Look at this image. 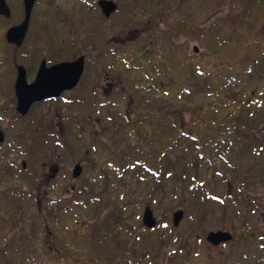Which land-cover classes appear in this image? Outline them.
Masks as SVG:
<instances>
[{
	"label": "rangeland",
	"instance_id": "rangeland-1",
	"mask_svg": "<svg viewBox=\"0 0 264 264\" xmlns=\"http://www.w3.org/2000/svg\"><path fill=\"white\" fill-rule=\"evenodd\" d=\"M93 1L41 0L39 9L35 12L34 22L28 30L25 47H31L30 49L39 47L38 58L42 56L60 58L54 62L72 61L82 55L95 56L104 49L109 50L106 56L98 55V60L105 69L92 65L93 74L90 73L92 78H86L80 87L62 101L38 105L29 112L26 119L20 120L14 110L12 86L7 85L9 70L0 67V88L3 90L0 94V104L11 108L8 114L0 111L2 116L0 131L4 138L0 143L4 144L0 154H5L8 157L6 160L11 159L15 165H19L22 172L2 159L1 167L6 166L12 172V183H15L17 188L29 186L32 169H35L46 183L39 193L47 196L48 200L56 198L83 200L84 205L82 203L74 205L71 211L61 213L57 220L61 224V230L65 231L66 239L71 231L78 230L79 221H87L91 216L101 214L102 219L107 220L108 227L104 225V228H108V232L111 233L110 240L118 243L116 249L109 252L110 264H119L120 260L127 264L125 261L127 259L122 261V256H125L128 250L133 251L131 259L138 264H264V150L259 149L258 144H254L264 140L259 134L260 127H264V100L259 104L261 106L258 108L256 121H251L253 119L249 117L251 114L248 116L246 111H242L243 118L246 117V122L251 123L248 127L240 129V133L226 132L224 136H219L217 132L213 133L211 126L217 119L209 113L211 114L209 125L202 129V133L213 137L216 143L219 142L218 147L222 151V154L220 151L209 154L211 158L209 163L223 172L222 174L213 172L214 177L207 179V186L203 188V198L196 195L194 186L191 188L188 185V176L195 174L197 148L187 140L188 144H182L183 150L176 146L171 147L173 152L169 160L172 167L166 169L159 179L163 183L161 188H156L155 181L150 176L138 179L135 176L129 178L127 175L120 180L108 167L105 177L96 175L100 163L106 158V152L112 151L113 143L125 138L124 133L118 130L124 124L122 111L119 106L112 108V103L121 102L120 105L125 107L124 102L127 98L124 97H128L130 93L133 97L132 104L135 108L138 106L141 114L147 109L159 110L163 116L158 120V125L162 128L165 125L164 136H167L171 131L172 118H177L176 113L183 108L186 114L190 103L188 101L192 99L187 98L190 93H186V90L180 91L181 88L165 93L163 90L166 86L162 84L166 82L167 74L171 81L184 83V88L189 86L198 90L205 83L203 77L189 73L176 63L161 64L156 60V65L165 67L164 74L161 66L155 68L151 65L150 56L132 57L128 52L136 42L142 41L146 37V32L157 26L160 29L170 28L178 41L185 42L183 48L188 49L189 53H192L193 47L202 51L209 45L212 26L216 24L224 27L225 24L228 27V16L235 14L233 8L237 1L246 0H192L189 9L186 8L187 0H105L112 1L117 6V10L108 19L98 8L92 6V3H81ZM6 2L10 7L12 20L3 22L0 19V60L8 64L10 59L12 61V55L6 48L3 34L10 26L22 21L23 17L17 0ZM160 4L165 5L164 10L171 11V14L160 15L158 12ZM143 7L152 13L150 17L142 16L139 20L134 14ZM178 17L188 21L195 29L177 33L175 20H178ZM253 19L259 20L257 15ZM236 27L237 24L231 31H238ZM259 27L264 33V17ZM89 31L93 33L94 40L88 38ZM235 36L242 37L241 33L237 32ZM119 46L121 49H116ZM58 48L61 50H57ZM237 57L239 61L242 59L241 54ZM132 58L140 63L142 67L140 70H129ZM24 63L20 64L25 65L27 62ZM223 70L231 76L239 72L237 76L241 84L239 90L244 89L245 95H249L256 83L264 82V75L260 78L256 74L258 71L244 74L238 67L232 69L225 65ZM146 72L149 77H145ZM160 85L163 87L160 88ZM92 88L96 90L95 94ZM227 89L228 86L221 89V94H227ZM190 90L192 92V89ZM179 94L186 97L187 102L178 101ZM96 95L109 100L95 101L93 98L99 99ZM139 95H142V98H136ZM244 98L242 96L241 99ZM182 118L181 122L185 125H191L196 119L195 115L187 114L182 115ZM111 126H114L115 132ZM22 132L24 136L21 139L25 141L23 142L25 146L21 150L31 149L32 153L22 152L18 148L12 152L8 146L9 143H16ZM122 142L127 143L128 140ZM211 148L207 145L206 149L210 152ZM29 155L31 162L26 161ZM177 159L179 162H176ZM162 161L166 163V160ZM22 162H25L24 169ZM165 163L162 162L161 170L165 168ZM76 165L81 167L78 180L72 177ZM206 166V161H199V180L203 174H207ZM184 167L187 178L181 183L175 177V173ZM53 168H59L55 190L52 187L53 182H49L52 179L49 178L50 170ZM3 184L4 181L0 188H3ZM90 184L99 201L91 198L93 196L89 191L84 190ZM231 186L234 192H229ZM211 190L216 194L214 198H209L206 194V191ZM231 193L234 197L230 196ZM123 203L127 204V210L122 213L126 227L116 228L108 216L113 212L114 206ZM224 203L227 210L224 209ZM60 204L62 203H51L52 212L60 208ZM146 208L151 210L156 221L153 229H147L142 224ZM177 211H182L183 217L174 227L172 215ZM59 229L55 232L62 236L60 234L63 232ZM120 230L122 231L119 236L112 235V232ZM218 231L232 234V240L213 247L206 242L205 237L210 232ZM54 235L55 233L51 236L52 239L47 238L49 240L47 244L55 250L58 248V240ZM80 238L83 249L89 238Z\"/></svg>",
	"mask_w": 264,
	"mask_h": 264
},
{
	"label": "trees",
	"instance_id": "trees-1",
	"mask_svg": "<svg viewBox=\"0 0 264 264\" xmlns=\"http://www.w3.org/2000/svg\"><path fill=\"white\" fill-rule=\"evenodd\" d=\"M191 2L192 0H187L186 8L189 9ZM237 2L233 8L235 14H229L228 16V27L225 24L223 25L227 27L225 28L227 30L214 24L210 33L211 40L208 47L199 51L196 55L193 51L189 53L188 49L183 48L185 42L178 41L172 35L170 28L160 29L156 26V28L149 29L146 32V37L142 41L136 42L128 53L132 54V57L139 55L150 56L151 65L155 66V68L161 66L164 74H166L165 67L156 65V60L161 64L176 63L189 73L204 78L205 83L198 90H194L189 86L184 88V83L171 81L168 74L166 82L162 84L166 86L165 90H163L165 93L178 88H181L180 91L186 90V93H190L189 96H186L189 99L192 98L188 101L190 103L186 114L195 115L196 119L191 125H185L181 122L183 119L182 115L186 116L184 108L181 111L178 110L176 113L177 118H172L171 131H169L167 136H164L165 125L163 128L158 125V120L161 119L163 113L156 109H147L141 114L138 106L135 108L132 104L131 98L133 97L129 93L128 97H124L127 98L124 102L125 107L120 105L121 102H118V104L112 103L111 106L112 108L119 106L122 111L124 124L118 130L124 133L125 138L123 140L126 139L128 142L125 143L122 142L123 140L118 139L113 143L112 151L108 150L106 152V158L100 163L96 175L103 177L107 174L106 167H108L113 170L114 176L120 180L127 175L129 178L135 176L138 179L150 176L155 181L156 188H161L163 183L159 179L163 176L166 169L172 167L169 160V156L173 152L171 147L176 146L179 150H183L182 144H188L187 141H189L190 144L197 148V154L194 162L195 174L188 176V185L191 188L194 186L196 195L199 198H203V188L207 183V179L214 177L213 172L221 174L223 172L220 168L209 163L211 161L209 154L217 151L222 154L220 147H218L220 143H216L213 137L202 133V129L207 128L209 125V116L213 114L217 119V123L215 122L211 126L213 133L217 132L219 136L226 135V132L240 133V129L245 126L248 127L249 123H251L246 122V117L243 118L241 115L242 111H246L248 116L251 114L249 116L250 118L253 117L251 121H256L257 111L261 106L259 104L264 100V82L256 83L257 85L253 87L249 95H245L244 89L239 90L241 87V84H239L240 80L237 77L239 72L231 76L223 70L225 65L232 69L238 67L239 71L244 72V74L258 71L256 74L260 78H263L264 75V33L261 32L259 27L264 17V0ZM165 8V5H158L160 15L171 14V11H165ZM151 13V10H146L143 7L137 10L134 15H137L140 20L142 16L150 17ZM139 15L141 16L139 17ZM256 15L259 18L258 21L253 19ZM175 23L177 24L176 31L179 34L181 31L184 33L187 30L195 29L181 17H178ZM140 24H142L141 21ZM236 24V28L239 29L236 32L241 33L242 36L240 38L235 36L236 32L231 31ZM116 49H121V47L119 46ZM240 54L242 55V61L238 60L240 56L237 57ZM129 56L127 57L129 58ZM129 65V70H140L142 68L140 63L134 58L130 60ZM146 76L149 77L148 72L145 73ZM225 86H228V89L226 90L227 94L224 95L221 94V89H225ZM159 87L162 88L163 86L160 85ZM190 89H192V92ZM2 91V88H0V94ZM242 96L245 98L241 99ZM186 97L181 94L177 95L178 101H182V103L187 102ZM136 98H142V95L136 96ZM102 105L107 109L109 108L105 104ZM237 110L239 111L237 112ZM0 111L8 114L11 112V108L8 105L0 104ZM232 114H235V116ZM113 127L111 126L115 132ZM259 134L264 137V127H260ZM20 135L16 139V143L8 144L12 152H15L17 148L22 152L25 151L21 150L25 146L23 143L25 141L21 139L24 136L23 132ZM255 143L258 144L259 149L264 150V140ZM214 144L216 147L213 148ZM207 145L212 147L210 152L206 149ZM3 146L4 144H0V149ZM25 152L28 154L32 153L31 149ZM221 154L220 157H222ZM7 158L5 154H0V159L8 161V165L13 168L16 167L18 171L22 172L19 165H15V162L11 159L6 160ZM27 160L31 162V155L27 157ZM162 160H166V163ZM202 160L207 162V174H203L202 179L199 180L198 172L200 170L198 169V163ZM162 162L165 163V168L161 170ZM176 162H179V159ZM11 167L10 169L12 170L13 168ZM31 173L28 182L29 186L17 188L16 184L12 183V172L6 166L1 167L0 165V185L4 181L3 188H0V264H110L108 261L109 252L115 250L118 243L110 240L112 239L111 233L108 232V228H104V225L108 227L107 220H103L102 215L98 214L94 217H88L87 221H79L78 230L71 231L68 237L70 239H66L65 231L61 230V224L57 220L61 213L71 211L74 205H80L81 203L84 205L83 200L76 198L48 200L47 196H42V193H39L40 190H43L46 183L38 176L35 169H32ZM175 177L181 183L185 182L187 178L185 167L175 173ZM53 181L50 180L49 182ZM55 186L56 183L53 182V190H55ZM45 189L44 192L48 194ZM85 189L93 196L91 198L99 201L98 195L94 194L91 184ZM79 190L81 192L82 188ZM211 191H206V194L209 198H214L216 194ZM232 191L234 192L231 186L229 192ZM230 196L234 197V194L231 193ZM57 202L62 204H60L58 209L55 207L56 211L52 212L53 209H51L50 205L51 203L57 204ZM223 205L224 209L227 210V205L225 203ZM126 206V203L114 206L112 208L113 212L108 216L112 219H109V221L116 228L120 226L126 227L125 218L122 217L123 211L127 210ZM58 228L63 232V234H60L62 236H58L59 232H55ZM121 231H114L112 235L114 237L119 236ZM53 233H55L54 236L58 240V248L55 250L51 249L47 244L49 241L47 238L49 237L50 239ZM80 237L89 238L87 245L83 249ZM132 252L130 250L126 253L124 252L126 255L122 256V261L127 259L125 260L127 264H138L131 259ZM120 263L123 264L124 262L120 260Z\"/></svg>",
	"mask_w": 264,
	"mask_h": 264
},
{
	"label": "water",
	"instance_id": "water-1",
	"mask_svg": "<svg viewBox=\"0 0 264 264\" xmlns=\"http://www.w3.org/2000/svg\"><path fill=\"white\" fill-rule=\"evenodd\" d=\"M25 9V21L18 27L10 28L6 32V40L9 43H16L21 40L27 30V24L30 17L33 3L36 0H22ZM98 7L101 10L103 16L108 19L113 14L117 6L112 1L99 0ZM0 16L9 18L10 11L5 0H0ZM194 54L199 51L196 47L192 49ZM83 72V58H79L73 63H61L55 65L50 69H45L42 63L36 80L31 84L27 85L24 77V71L22 68L18 69V78L14 86L16 107L15 111L20 116H25L31 105L37 101L43 99H50L59 96V94L65 90H71L74 88ZM4 140L3 134L0 131V143ZM22 168H25V162H22ZM81 173V167L76 165L72 172V177L77 178ZM183 217L182 211H177L172 215V224L176 227ZM142 224L147 229H153L156 226V221L152 216V212L149 208L144 210L142 216ZM206 242L217 247L220 244L227 243L232 240V234L228 232H210L205 237Z\"/></svg>",
	"mask_w": 264,
	"mask_h": 264
},
{
	"label": "flooded vegetation",
	"instance_id": "flooded-vegetation-1",
	"mask_svg": "<svg viewBox=\"0 0 264 264\" xmlns=\"http://www.w3.org/2000/svg\"><path fill=\"white\" fill-rule=\"evenodd\" d=\"M17 1L20 4V8H21V11H22L23 19H22V21L20 20L19 23L15 24L13 26H10V28L18 27V26L22 25L24 23V21H25V9H24L23 1L22 0H17ZM40 1L41 0H36L33 3L32 9H31V13H30V17H29L28 24H27V30L25 32L24 37L21 40H19L16 43H9L6 40L5 35H6V32L10 28L8 30H6L4 32V34H3L4 43H5V45H7L6 48L8 49L9 54L12 55L13 63H12L11 59H10V63H8V64H5L3 60H2V62L0 60V67H3V69L9 70L7 85L8 86L9 85L12 86V93H13L14 100H15V107H16V97H15L14 86H15V83H16L17 78H18V69L19 68H22L23 71H24V77H25V81H26L27 85H31L36 80L37 74L39 72V69H40L42 63L44 64L45 69H50V68L54 67L55 65H58V64H61V63H73L76 60H78L79 58H83V72L81 74V77H80L77 85L74 88H72L71 90H65V91L61 92L59 94V96H57V97H53V98H50V99H43L41 101H37V102L33 103L31 105V107L29 108L28 113L25 116H20L19 114H17L15 112L17 118H19L20 120L26 119V117L29 114V112H31V110L33 108L37 107L38 105L48 104V103H56V102H58L60 100L62 101L66 96H68L70 93H72V91L76 90L77 87H80V85L83 82L86 81L85 80L86 78H89V77L92 78L91 75H90V73L93 74L92 73V65H93V67L96 66V68L97 67L104 68L103 66H101V64H100V62L98 60V55L106 56V54L109 52L108 49H104V50H102L100 52V54H96L95 56H87V57H85L84 55H82V56H79V57L75 58L72 61H62V62H54L56 60H60V58H58V57H52V58H48L47 57L46 58L45 56H42V57L38 58L37 57L38 56L37 53L40 52L39 47L34 48V49H30L31 47H25V45L27 44V40H28V30H29L30 26L32 25V23L34 22L33 19H35V17H36L35 16V12L37 11V9H39V4L41 3ZM81 3H87V4L88 3L89 4L92 3V6H94V7L99 9L98 0H94L93 2H81ZM5 4L9 8L10 16H9V18H5L3 16H0V19H2L3 22H9V21L12 20L11 19V10H10V7L7 4L6 0H5ZM100 12H101V10H100ZM87 36L91 40L93 38V33L89 31ZM92 40H94V39H92ZM57 50H61V48L60 49L58 48ZM30 51H32V52H30ZM24 62L25 63L27 62V63L25 64ZM20 63H24L25 65H22ZM93 90H94L93 92L95 94L96 90L95 89H93ZM96 97H98L99 99L97 100V99L93 98V100L98 101V102H101V101L104 102V101H108L109 100V98L107 99V98H105L103 96H99V95H96ZM68 102H70V101H68ZM15 107H14V110H15ZM0 127H2L1 124H0ZM4 128H6V127H4ZM58 171H59V168H53V169L50 170V174H49L50 177L49 178H52L51 180H54L53 182H55V183H56V179L58 177L57 176ZM78 178L79 177H77L76 179L78 180Z\"/></svg>",
	"mask_w": 264,
	"mask_h": 264
}]
</instances>
